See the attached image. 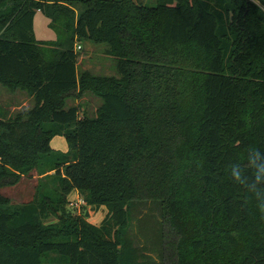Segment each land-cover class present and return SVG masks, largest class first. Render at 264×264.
<instances>
[{
    "label": "trees",
    "instance_id": "obj_1",
    "mask_svg": "<svg viewBox=\"0 0 264 264\" xmlns=\"http://www.w3.org/2000/svg\"><path fill=\"white\" fill-rule=\"evenodd\" d=\"M82 41L119 76L80 72ZM0 84L34 98L0 118V264H264V0H0ZM36 168L59 192L13 205Z\"/></svg>",
    "mask_w": 264,
    "mask_h": 264
},
{
    "label": "rangeland",
    "instance_id": "obj_2",
    "mask_svg": "<svg viewBox=\"0 0 264 264\" xmlns=\"http://www.w3.org/2000/svg\"><path fill=\"white\" fill-rule=\"evenodd\" d=\"M156 0H146L147 3H155ZM76 15L81 11L80 6H74ZM51 18L48 13L39 11L34 20L35 35L38 40L55 41L58 38L57 32L50 27ZM81 44L82 49H77ZM75 48L79 52V71L87 70L95 75L119 76L115 60L106 55L105 45H95L90 41L77 42ZM103 100L91 92H87L78 98L68 100V106L76 105L79 108V115L93 117ZM34 106V99L26 91L21 92L11 90L0 84V118L14 115L22 109H28ZM56 150L67 151L68 143L64 136H56L52 143ZM44 185L42 192L55 195L59 192V181L55 171L48 172L45 175L40 174V169H34L28 176H23L20 182L15 186H7L2 190V194L9 197L13 205L30 202L36 195L37 186ZM46 187V188H45ZM67 209L73 215H83L93 224L101 225L108 213L106 207L96 208L89 205L82 198L81 194L74 191L68 197ZM56 221L55 219H53ZM139 226V222L135 220ZM157 259V255L153 252ZM160 260V259H158Z\"/></svg>",
    "mask_w": 264,
    "mask_h": 264
},
{
    "label": "crops",
    "instance_id": "obj_3",
    "mask_svg": "<svg viewBox=\"0 0 264 264\" xmlns=\"http://www.w3.org/2000/svg\"><path fill=\"white\" fill-rule=\"evenodd\" d=\"M78 65H79V63H78ZM18 90H19V91H21V92H24V93L26 92V91H24V90H21V89H18ZM31 97H32V96H31ZM32 98H33V97H32ZM33 99H34V98H33Z\"/></svg>",
    "mask_w": 264,
    "mask_h": 264
},
{
    "label": "built area",
    "instance_id": "obj_4",
    "mask_svg": "<svg viewBox=\"0 0 264 264\" xmlns=\"http://www.w3.org/2000/svg\"><path fill=\"white\" fill-rule=\"evenodd\" d=\"M80 48H81V46H80V45H78V46H77V49H80Z\"/></svg>",
    "mask_w": 264,
    "mask_h": 264
}]
</instances>
